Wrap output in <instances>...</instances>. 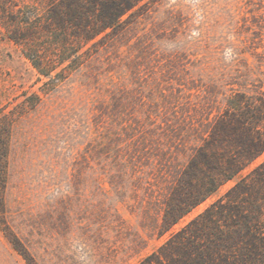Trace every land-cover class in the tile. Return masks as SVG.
I'll use <instances>...</instances> for the list:
<instances>
[{
	"label": "rangeland",
	"instance_id": "rangeland-1",
	"mask_svg": "<svg viewBox=\"0 0 264 264\" xmlns=\"http://www.w3.org/2000/svg\"><path fill=\"white\" fill-rule=\"evenodd\" d=\"M51 18L65 20L74 42L76 30L97 32L55 83L26 55L55 59ZM247 100L249 119L226 118ZM223 121L235 141H223ZM256 131L264 0H0V264H141L231 202L241 179L254 183L264 151L176 223L164 219L197 196L196 174H213L194 160L242 148Z\"/></svg>",
	"mask_w": 264,
	"mask_h": 264
},
{
	"label": "trees",
	"instance_id": "trees-1",
	"mask_svg": "<svg viewBox=\"0 0 264 264\" xmlns=\"http://www.w3.org/2000/svg\"><path fill=\"white\" fill-rule=\"evenodd\" d=\"M12 19L18 23V18L12 16ZM26 21L27 24H30V21ZM51 21L53 22L47 23L45 27L52 34L53 43L51 46H59V52H54L55 59L52 62H44L45 59L38 54L39 49L32 48H26V55L40 75L55 83L62 81L66 72L78 65L77 48L79 44L91 41L97 32L90 33L88 27L82 28L81 32L76 30L74 35L79 40L74 42L67 35L66 22L63 18H55V20L51 18ZM18 24L20 25V23ZM37 27L39 28L32 24L28 28L29 35L33 37L30 39L34 42L40 39L39 32L34 30ZM10 37L16 42L25 44L29 39L28 36L17 35L13 32ZM59 66H62L61 69L53 74ZM251 106L252 104L248 100L236 103L226 118L230 120L249 119L247 112L250 111ZM232 124L223 121L221 126L224 133L223 141L233 142L237 139L235 135H232ZM256 134H258L257 140L245 141V146L242 148H232L225 155L217 152L204 154L203 160H194L196 166H206L213 171V174H196L195 181L202 185L197 196L185 206H180L173 211L166 210L165 221L170 224L176 223L179 218L206 199L218 186L235 177L258 157L264 151V132L256 131ZM254 172L252 179L254 183L245 177L227 195L231 202L215 203L213 208L207 210L186 228L171 237L158 253L147 257L141 264H264V163L254 169ZM191 173L195 174V171L191 170ZM2 180L3 174L0 172V188ZM254 184L260 186L262 191H258L257 194L251 193L254 192L252 191L255 189ZM245 188L248 189L246 193L242 192ZM233 197L239 199L234 200ZM231 204L235 207L236 213L227 209L226 206H231ZM0 209H3L1 196ZM217 214L224 215L227 223L220 225L219 222H216ZM212 223L214 226L210 229Z\"/></svg>",
	"mask_w": 264,
	"mask_h": 264
}]
</instances>
